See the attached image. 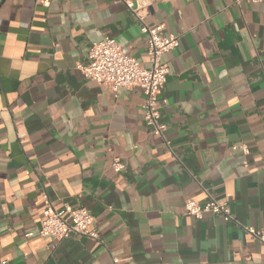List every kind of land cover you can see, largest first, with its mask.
<instances>
[{"label":"crops","instance_id":"obj_1","mask_svg":"<svg viewBox=\"0 0 264 264\" xmlns=\"http://www.w3.org/2000/svg\"><path fill=\"white\" fill-rule=\"evenodd\" d=\"M0 0V256L7 264H264V0ZM165 52V138L138 87L86 79L92 42L113 37L148 67ZM245 144L248 153L233 145ZM120 158L117 173L112 160ZM83 206L98 238L40 236L42 196ZM227 200L234 220L186 200ZM32 232L31 235H26Z\"/></svg>","mask_w":264,"mask_h":264},{"label":"built area","instance_id":"obj_2","mask_svg":"<svg viewBox=\"0 0 264 264\" xmlns=\"http://www.w3.org/2000/svg\"><path fill=\"white\" fill-rule=\"evenodd\" d=\"M36 5L47 8L51 0H30ZM126 3L128 8L135 12L132 0H120ZM255 1V0H252ZM141 24V32L147 34V56L149 66L145 67L132 56L123 52L120 44L113 37L105 36L92 42L88 49L87 62L78 64L86 79L95 81L108 87L114 95L121 88L138 87L142 90L145 101L143 104V120L150 132L163 138L167 146L169 141L165 138L166 124L161 119V108L166 103L162 97V89L168 75V66L162 61V55L179 45L178 36L164 34L163 25H147L138 17ZM232 148H240L243 154L248 153L245 144L233 145ZM125 167L120 158L112 160V168L115 172H121ZM42 196V220L37 227L40 236H48L55 240L83 235L92 239L98 238V232L91 227L92 214L83 206L72 207L63 204L62 210H57L51 203L46 192ZM185 213L195 218H200L204 213L220 214L225 221L234 220L231 215L227 200L217 199L208 194L205 203L200 204L195 200L184 202ZM255 238L264 241V233L252 227H244ZM32 232L26 235H31ZM0 264H7V260L0 256Z\"/></svg>","mask_w":264,"mask_h":264}]
</instances>
